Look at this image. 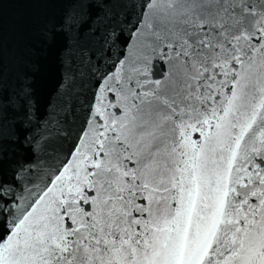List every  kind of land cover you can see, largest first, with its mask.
<instances>
[{
    "label": "snow or ice",
    "instance_id": "1",
    "mask_svg": "<svg viewBox=\"0 0 264 264\" xmlns=\"http://www.w3.org/2000/svg\"><path fill=\"white\" fill-rule=\"evenodd\" d=\"M56 2L0 37V264H264V0Z\"/></svg>",
    "mask_w": 264,
    "mask_h": 264
},
{
    "label": "water",
    "instance_id": "2",
    "mask_svg": "<svg viewBox=\"0 0 264 264\" xmlns=\"http://www.w3.org/2000/svg\"><path fill=\"white\" fill-rule=\"evenodd\" d=\"M60 8L61 5L56 0H0V37L3 40L6 71L10 70L13 55L22 36L30 33L35 26L54 20ZM59 80V69L53 65L38 81L36 100L40 115L43 116L47 111L52 110L49 107L50 102L53 105L58 102L57 85ZM77 90L81 91L79 88ZM82 91L83 94L78 98V101L86 107V100L91 95V85H86V90ZM77 111L80 110L77 109Z\"/></svg>",
    "mask_w": 264,
    "mask_h": 264
}]
</instances>
